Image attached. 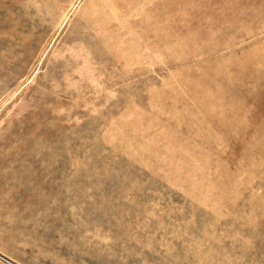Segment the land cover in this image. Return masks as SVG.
I'll list each match as a JSON object with an SVG mask.
<instances>
[{
  "label": "rangeland",
  "instance_id": "obj_1",
  "mask_svg": "<svg viewBox=\"0 0 264 264\" xmlns=\"http://www.w3.org/2000/svg\"><path fill=\"white\" fill-rule=\"evenodd\" d=\"M0 254L264 264V0H0Z\"/></svg>",
  "mask_w": 264,
  "mask_h": 264
},
{
  "label": "bare ground",
  "instance_id": "obj_2",
  "mask_svg": "<svg viewBox=\"0 0 264 264\" xmlns=\"http://www.w3.org/2000/svg\"><path fill=\"white\" fill-rule=\"evenodd\" d=\"M0 257L3 258V259H5V260L8 261V262L14 264L13 262H11L10 260H8L7 258L3 257V255H1V254H0Z\"/></svg>",
  "mask_w": 264,
  "mask_h": 264
}]
</instances>
